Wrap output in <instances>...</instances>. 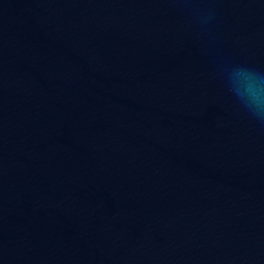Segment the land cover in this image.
Here are the masks:
<instances>
[{"label": "water", "instance_id": "water-1", "mask_svg": "<svg viewBox=\"0 0 264 264\" xmlns=\"http://www.w3.org/2000/svg\"><path fill=\"white\" fill-rule=\"evenodd\" d=\"M264 0H0V264H264Z\"/></svg>", "mask_w": 264, "mask_h": 264}, {"label": "clouds", "instance_id": "clouds-1", "mask_svg": "<svg viewBox=\"0 0 264 264\" xmlns=\"http://www.w3.org/2000/svg\"><path fill=\"white\" fill-rule=\"evenodd\" d=\"M249 114L256 120L264 123V85L252 83L242 94Z\"/></svg>", "mask_w": 264, "mask_h": 264}]
</instances>
